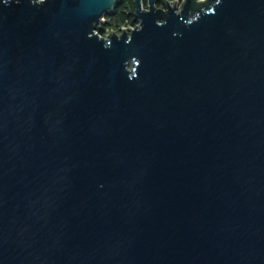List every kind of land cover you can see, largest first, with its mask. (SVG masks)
<instances>
[{
    "label": "water",
    "instance_id": "95a60500",
    "mask_svg": "<svg viewBox=\"0 0 264 264\" xmlns=\"http://www.w3.org/2000/svg\"><path fill=\"white\" fill-rule=\"evenodd\" d=\"M0 0V264H264V0Z\"/></svg>",
    "mask_w": 264,
    "mask_h": 264
},
{
    "label": "trees",
    "instance_id": "16d2710c",
    "mask_svg": "<svg viewBox=\"0 0 264 264\" xmlns=\"http://www.w3.org/2000/svg\"><path fill=\"white\" fill-rule=\"evenodd\" d=\"M158 4H162L164 6V0H157ZM134 8L133 0H120L119 5L115 8L112 15L107 16V21L103 22L100 27L97 28V31L101 35H106L105 30L115 28L114 26H118L120 24L128 21L129 23H135L132 17L129 15V11Z\"/></svg>",
    "mask_w": 264,
    "mask_h": 264
},
{
    "label": "built area",
    "instance_id": "2783aa9c",
    "mask_svg": "<svg viewBox=\"0 0 264 264\" xmlns=\"http://www.w3.org/2000/svg\"><path fill=\"white\" fill-rule=\"evenodd\" d=\"M134 1V0H133ZM172 1V0H170ZM166 0H164V5H165ZM141 4H142V8L146 9L148 6V0H141ZM157 6H161L164 7L163 5H160L158 3H156ZM107 21V17H102L101 19V23ZM138 24V21H136L135 23H129L128 21H126L125 23H123L121 26V28H125V29H132L134 28L136 25ZM122 30V29H121ZM112 31V30H111ZM115 31V30H114Z\"/></svg>",
    "mask_w": 264,
    "mask_h": 264
},
{
    "label": "rangeland",
    "instance_id": "374dc122",
    "mask_svg": "<svg viewBox=\"0 0 264 264\" xmlns=\"http://www.w3.org/2000/svg\"><path fill=\"white\" fill-rule=\"evenodd\" d=\"M164 4V3H163ZM160 5H162L161 3H160ZM107 17V16H106ZM120 25H122V24H120ZM120 25H118V26H114L115 28H113V30H115L117 33L119 32L120 33V31H121V26ZM105 32H106V34H108V33H110L111 32V29H107V30H105Z\"/></svg>",
    "mask_w": 264,
    "mask_h": 264
}]
</instances>
